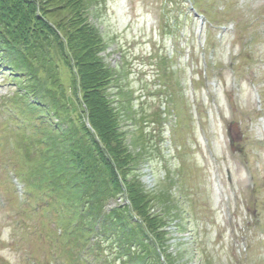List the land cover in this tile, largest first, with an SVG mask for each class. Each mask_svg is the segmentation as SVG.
I'll return each instance as SVG.
<instances>
[{"label":"rangeland","instance_id":"374dc122","mask_svg":"<svg viewBox=\"0 0 264 264\" xmlns=\"http://www.w3.org/2000/svg\"><path fill=\"white\" fill-rule=\"evenodd\" d=\"M89 19L121 75L117 105L134 106L129 134L153 135L146 185L183 215L177 263L264 264V0H104ZM16 89L0 70V264L78 263L57 239L67 216L14 170L1 101Z\"/></svg>","mask_w":264,"mask_h":264},{"label":"trees","instance_id":"16d2710c","mask_svg":"<svg viewBox=\"0 0 264 264\" xmlns=\"http://www.w3.org/2000/svg\"><path fill=\"white\" fill-rule=\"evenodd\" d=\"M102 1L0 0V64L17 85L1 101L3 126L19 136L17 172L44 189L54 215L67 216L64 238L85 251L79 263L164 264L160 248L178 264L162 230L171 208L139 175L153 135L137 127L128 142L123 124L135 121V109L117 105L121 75L104 61L107 42L89 19ZM123 190L132 209H109Z\"/></svg>","mask_w":264,"mask_h":264}]
</instances>
